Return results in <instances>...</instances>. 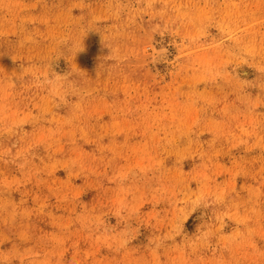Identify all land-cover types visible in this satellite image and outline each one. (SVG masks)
Masks as SVG:
<instances>
[{
  "label": "rangeland",
  "instance_id": "1",
  "mask_svg": "<svg viewBox=\"0 0 264 264\" xmlns=\"http://www.w3.org/2000/svg\"><path fill=\"white\" fill-rule=\"evenodd\" d=\"M0 264H264V0H0Z\"/></svg>",
  "mask_w": 264,
  "mask_h": 264
}]
</instances>
